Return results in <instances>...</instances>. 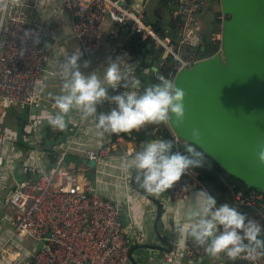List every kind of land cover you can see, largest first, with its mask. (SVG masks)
Here are the masks:
<instances>
[{
    "label": "built area",
    "instance_id": "1",
    "mask_svg": "<svg viewBox=\"0 0 264 264\" xmlns=\"http://www.w3.org/2000/svg\"><path fill=\"white\" fill-rule=\"evenodd\" d=\"M207 3L215 13L209 38L218 50L212 56L201 57L197 53L203 35L200 16ZM171 7L176 37L148 22L145 13L135 12L126 0H63L62 3V9L72 17L73 34L86 57H93L100 50L104 24L109 21L115 26L127 27L133 36L150 40L161 50L173 64L168 79L174 80L180 72L215 55L224 59L223 32L229 16L224 14L221 0H171ZM29 31L39 35L38 45H33L30 39L22 45L24 34ZM54 39L55 35L47 26L31 20L28 7L16 0H5L0 17V102L29 109L39 108L44 103L45 95L40 86L48 84L45 45ZM22 47L27 49L23 56L20 55ZM132 75L138 78L137 72L132 71ZM154 75L157 82L162 77L167 78L157 71ZM34 133L33 124L24 125V135ZM174 138L176 145L183 143L175 135ZM118 140L121 139L114 138V142ZM5 145L6 135L0 132V175L4 172ZM117 148L116 143L111 142L97 150L84 151L82 155L99 166L113 159ZM69 155L67 149L57 151L51 166L21 164L20 179L10 193V204L15 208V235L40 244L33 255V264H128L133 237L123 224L119 206L92 189L87 179L88 167L67 165ZM195 189L207 191L197 173L191 170L171 188V201L180 204ZM234 201L238 208L260 203L264 218V193L236 191ZM188 249L192 257L204 254L192 240ZM23 256L12 243L0 250V262L4 264H15ZM228 260L229 264H253L243 257ZM166 262L170 261L166 258ZM255 264H264V260L261 258Z\"/></svg>",
    "mask_w": 264,
    "mask_h": 264
},
{
    "label": "crops",
    "instance_id": "2",
    "mask_svg": "<svg viewBox=\"0 0 264 264\" xmlns=\"http://www.w3.org/2000/svg\"><path fill=\"white\" fill-rule=\"evenodd\" d=\"M16 1L28 7L31 20L47 26L55 35V39L49 44L47 43L50 46L47 48L48 61L46 64L48 84L44 86L43 90L45 101L39 108H26L28 115L25 119L18 118L22 134L24 125L28 123L34 125L35 133L32 136L23 134L24 137H27L28 146H24L21 143L22 140H18V136H10V143H8L9 139L6 137L5 166L4 172L0 175V250L8 243H12L14 248L24 253L22 260H18L15 264H33V255L40 248V244L32 239L17 237L13 226L15 208L10 204V193L20 179L22 163L29 162L35 167L38 165L50 166L53 157L50 155L67 149L71 155L75 156L67 159L69 161L67 165L80 166L83 158L82 152L97 150L111 142L116 143L118 148L113 159L99 163L97 191L101 196L119 206L122 212L123 224L133 237V246L149 244L170 250L158 238L155 231L158 206L139 192L133 184L135 170H132V174L124 172L120 160L121 157L131 156L140 150L146 142L161 138V136L145 139L147 136L152 135V132H148L144 137L133 134V131L140 133V131L152 127V125H145L138 130L127 133L130 136L129 139L124 136L126 133L106 134L103 138H100L97 135L95 121L92 118L82 120L81 114L76 110L70 112L66 117L67 127L65 129L53 128L48 121L50 114H55L57 110L53 107L54 102L50 99L49 94L59 95L61 93L62 82L58 76V65L66 55L78 52V50L81 51V47L73 34L71 15L62 9L63 0ZM165 1H167V5L165 4L160 8L161 3ZM4 2L5 0H0V17ZM126 2L135 12L145 13L148 22L170 31L176 37V29L172 21L171 0H126ZM166 10L168 14L164 13ZM210 11H213L212 5L207 3L204 14L200 16L202 32L211 28V24L205 21V17ZM103 29V41L97 54L93 57H86L84 54L82 56L81 63L83 60L90 61V67L88 69L82 68V72L88 74L93 70H98V74H102L103 66L109 58L115 59L117 56H123L126 53L127 63L122 66V70L127 67L137 72L141 81L140 91L149 83H158L154 75V69L157 68L160 72L162 65L170 64L171 60L168 57L161 53L157 60L153 56L147 55L137 63H133L125 50L126 44L133 37L127 27L115 26L107 21ZM122 91H124L123 88H119L116 92L109 89V94L115 95ZM3 104L7 103L0 102V108ZM111 107H114V105L105 102L102 106H98L97 110L98 112H106ZM5 117L6 112L0 110V124H2ZM37 125L41 131H45L42 136H38L36 133ZM2 131L0 129V132ZM2 133L7 136L4 131ZM115 137L121 140L114 142ZM75 160H78L79 163L76 164ZM199 190L201 189L193 190L180 204L171 201V188L159 194H150L160 202L161 218L158 222V230L162 238L172 245V250L171 252L150 249L138 250L133 254L137 264H229L228 258L224 255L215 259L209 258L205 253L197 257L189 256L188 247L191 239L186 235L188 227L186 217L196 204L193 193ZM225 202L238 208L231 198H225L218 205ZM238 209L248 214V212ZM166 258L170 262H166ZM0 264L4 263L0 262ZM128 264H131V262L129 261Z\"/></svg>",
    "mask_w": 264,
    "mask_h": 264
},
{
    "label": "clouds",
    "instance_id": "3",
    "mask_svg": "<svg viewBox=\"0 0 264 264\" xmlns=\"http://www.w3.org/2000/svg\"><path fill=\"white\" fill-rule=\"evenodd\" d=\"M29 39L33 45L40 43L39 35L29 31L25 32L22 45ZM49 46L46 44L45 48ZM26 51V47H22L20 55L23 56ZM82 56L83 53L78 50L66 55L58 65L61 93L49 94L57 110L55 114H50L48 121L53 128L65 129L66 117L73 110L81 114L82 120L92 118L95 121L100 138L106 134L130 133L145 125L174 123L177 128L183 127L186 93L177 87L175 80L162 77L158 83H149L140 91V79L132 75L130 68L122 70L127 63L126 53L115 59L109 58L102 74H98V70L88 74L82 72V68L90 67L88 60L81 63ZM119 88L124 91L109 94V89L116 92ZM40 90H44V85L41 84ZM105 102L114 107L98 112V106ZM201 138L199 129L191 130L194 143L187 141L184 145L187 155L172 151L173 140L153 139L131 156L121 157L122 170L128 174L135 170L133 178L139 188L149 194H159L172 188L192 169L204 166L205 153L194 146ZM256 158L259 165L264 166V143L258 145ZM193 199L196 204L186 217V235L209 258L224 255L235 261L243 257L253 264L264 258V239L260 238L264 226L259 221L227 202L218 205L215 197L206 190L193 193Z\"/></svg>",
    "mask_w": 264,
    "mask_h": 264
},
{
    "label": "water",
    "instance_id": "4",
    "mask_svg": "<svg viewBox=\"0 0 264 264\" xmlns=\"http://www.w3.org/2000/svg\"><path fill=\"white\" fill-rule=\"evenodd\" d=\"M221 5L224 14L229 16L223 32L224 59L221 55L204 59L175 77L177 87L186 93L185 123L181 128L174 123L168 126L186 143H194L191 130L199 129L202 138L195 146L232 177L244 182L248 189L264 193V166L256 158L258 145L264 143V0H221ZM205 21L213 24L215 13L210 11ZM154 70L158 72L157 68ZM159 135L167 140L161 127L145 139ZM80 167H88L87 179L96 190L98 163L82 158ZM133 184L158 206L155 231L170 248L149 244L133 246L129 261L137 264L133 257L136 251L171 252L172 245L158 230L159 200L139 188L134 178Z\"/></svg>",
    "mask_w": 264,
    "mask_h": 264
},
{
    "label": "trees",
    "instance_id": "5",
    "mask_svg": "<svg viewBox=\"0 0 264 264\" xmlns=\"http://www.w3.org/2000/svg\"><path fill=\"white\" fill-rule=\"evenodd\" d=\"M167 3V1L162 2L160 5V8L164 6ZM167 5V4H166ZM202 43L197 48V53L201 57H209L214 55L217 50L218 46L215 45L209 38V30H206L202 33ZM152 46V48H149V46ZM125 50L127 51L128 55L130 56L131 62L137 63L142 58H145L147 55L153 56L155 59H159L161 53H163L161 50L156 49L152 42L150 40H142L136 36H133L131 41H129L126 46ZM172 69L173 64L170 62V64H164L160 67V72L167 78H170L172 75ZM163 128L164 132L166 133V139L167 140H173L174 141V147L173 151H180L181 154L187 155L184 145L186 142L181 143V145L175 144V138L174 134L169 129L168 124H160V125H152L151 128L135 132L133 131V134L138 137H144L148 134V132H153L157 128ZM124 136L129 139L130 136L128 134H124ZM195 146V145H194ZM198 150H201L197 146H195ZM202 151V150H201ZM51 157L53 155H50ZM70 158H74L75 156L69 155ZM68 157V158H69ZM205 164L201 168H195L192 169V171L196 172L199 179L202 181L204 186L206 187L208 193L215 197L217 200V204L220 203L225 198H231V200L234 201V194L236 191H242L245 194H248L253 191L257 190H250L245 185L244 182L232 177L229 173H227L216 161H214L211 157H209L207 154H205ZM53 161H51L52 165ZM50 165V166H51ZM139 187V186H138ZM143 190V189H142ZM144 191V190H143ZM145 192V191H144ZM146 193V192H145ZM150 195L149 193H146ZM151 196V195H150ZM250 215V217L255 218L259 223L264 226V218L262 215V207L261 204L258 203L255 206L251 207H242L240 208ZM261 239H264V233H262ZM264 260V258H262Z\"/></svg>",
    "mask_w": 264,
    "mask_h": 264
},
{
    "label": "rangeland",
    "instance_id": "6",
    "mask_svg": "<svg viewBox=\"0 0 264 264\" xmlns=\"http://www.w3.org/2000/svg\"><path fill=\"white\" fill-rule=\"evenodd\" d=\"M167 13V10L164 12ZM168 14V13H167ZM152 21V19H151ZM1 111H5L6 112V117L4 118V120L2 121V124H0V129H2L4 131V133L7 134L6 137H8L9 142L10 143V136H18V140H22L21 143L24 146H28V142H27V137L23 136L22 132H21V127L19 126V122H18V118H24L27 117L28 115V110H26L25 107L21 106V105H16V104H3L0 108ZM2 131V132H3ZM45 131H41V129L39 128V126L37 125L36 128V133L38 136H42V133H44ZM7 143V141H6ZM69 163V161H67V164ZM75 163L78 164V160H75ZM79 166V165H77Z\"/></svg>",
    "mask_w": 264,
    "mask_h": 264
}]
</instances>
